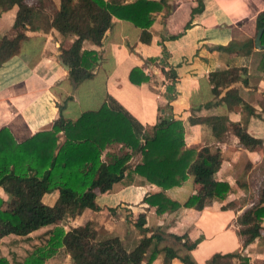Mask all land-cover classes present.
I'll return each instance as SVG.
<instances>
[{"label": "crops", "instance_id": "crops-1", "mask_svg": "<svg viewBox=\"0 0 264 264\" xmlns=\"http://www.w3.org/2000/svg\"><path fill=\"white\" fill-rule=\"evenodd\" d=\"M58 3L59 0H18L10 8L0 10V37H11L15 33L12 22L18 9L31 8L34 12L24 23L25 37L19 41L17 52L0 63V127H8L16 140H22L37 130L48 129L52 119L58 116L57 104L63 103L64 99L60 111L64 117L76 118L82 111L96 109L106 102L120 106L140 130L149 129L163 116H173L181 120L185 147L197 149L209 145L219 149L220 164L214 178L226 181L229 186L222 199L206 195L201 209L179 206L156 213L154 206H148L143 197L160 190L158 185L147 181L114 182L110 190L99 192L117 190L116 194L120 195L114 202H95L97 209L85 208L68 221L76 225L92 220L97 228L99 215L105 209L108 217L105 224L109 222L105 225L107 233L117 234L124 241L123 225L124 232L136 228L127 219L142 214L143 226L150 230L156 228L164 237L157 247L171 245L178 254L188 253L197 264L208 260L213 252L240 251L242 236L237 233L235 217L257 200L264 181V66L261 63L264 45L260 43V37V47L253 42L258 29L256 18L264 11V0H165L160 9L151 12L148 41L139 39L141 28L138 25L112 16L99 45L88 37L82 38L80 49L93 50L96 60L91 65L92 75L74 84L59 57V49L67 47L76 35H62L49 23ZM223 46H229V49ZM134 66L148 78L132 82L128 74ZM229 66H244L246 69L245 74L240 73L245 76V82L237 80L229 86H237L242 100L252 107L245 130L259 138V144L245 145L238 141L236 127L246 116L242 104L229 109L223 101L215 102L226 87L214 96L208 73ZM106 67L110 70L107 71ZM96 72H100L102 86L96 104L77 105L73 111L70 104L78 100V89L91 96L95 87L86 88L81 83L91 80ZM214 114L223 115L225 119L224 128L219 133H214L204 122L189 120L190 117ZM113 145L119 146L116 143L108 145L102 156L105 151H112L110 147ZM124 149L128 151V148ZM139 159L140 155L133 153L129 161L133 165ZM187 182L190 189L179 195ZM162 192L182 203L190 194L207 193V186L194 182L188 175L180 184L162 189ZM5 197L0 186V198L4 203L9 202L10 197ZM55 197L56 190L52 189L43 194L42 200L51 204ZM118 216L119 227H112ZM60 222L40 226L25 235L8 233L0 236V256H5L10 264H20L34 246L45 242L49 229ZM170 233H185L190 240L199 235L202 238L194 247L186 249L176 242L169 243V238L173 240ZM34 234L40 236L39 239ZM262 241L264 243V234L246 245L256 248ZM249 254L251 262L262 264L264 252L251 251ZM65 255L71 262L70 256ZM59 257L60 254L50 257L45 264H53L50 261L60 264ZM161 258L162 252L150 264H161ZM171 264L183 263L174 257Z\"/></svg>", "mask_w": 264, "mask_h": 264}, {"label": "trees", "instance_id": "trees-1", "mask_svg": "<svg viewBox=\"0 0 264 264\" xmlns=\"http://www.w3.org/2000/svg\"><path fill=\"white\" fill-rule=\"evenodd\" d=\"M17 1L0 0V10L10 8ZM164 1L59 0L49 23L62 35H76L67 47L59 49V57L68 66L67 74L72 82L89 78L91 65L96 60L93 50L80 49L84 36L99 45L115 16L138 25L141 28L139 39L148 41L151 12L160 9ZM33 13L31 8L17 10L12 22L15 33L11 37H0V63L17 52L19 41L25 37L24 23ZM256 21L257 27H262L260 43L264 45V11L258 13ZM223 48L229 49V46ZM261 63L264 66V56ZM245 72L244 66L216 69L208 73V81L214 96L226 87L215 102L223 101L229 109L242 104L246 110V116L236 127L238 141L245 145L259 144L260 139L245 130L252 107L242 100L237 86H229L237 80L245 82V76H240ZM128 76L136 83L148 78L135 66ZM64 101L57 104L58 116L52 119L48 129L37 130L22 140H16L8 127H0V186L10 195V201L6 203L0 198V236L8 233L25 235L46 224L71 220L85 208L97 209L95 195L110 190L114 182L147 181L158 185L160 190L143 197L148 206H154L156 213L179 206L201 209L206 195L214 199L226 195L228 183L214 178L220 164L219 149L209 145L197 149L185 147L180 119L163 116L149 129L140 130L118 105L103 102L96 109H87L76 118H68L60 112ZM189 120L208 124L214 133L224 128L225 121L223 115L215 114L190 117ZM112 143L118 144V149L105 151L102 156L103 150ZM133 153L139 154L140 159L132 165L129 160ZM188 175L194 182L206 184L207 193L190 194L180 203L162 192V189L180 184ZM52 189L56 190V197L51 204L45 203L42 196ZM263 217L264 181L257 200L235 217L242 247L264 234ZM133 224L141 235L130 242H124L117 234H100L92 220L66 229L54 225L45 242L34 246L20 264H45L46 259L62 251L70 256V264H150L160 252L161 264H171L174 257L183 264H197L188 253L178 254L171 245L157 247L164 237L156 228L150 230L143 226L142 214L136 215ZM170 236L186 249L194 247L202 238L199 235L190 240L185 233H170ZM234 258L235 264H254L247 254L229 251L213 252L202 264H234ZM0 264L10 262L0 256Z\"/></svg>", "mask_w": 264, "mask_h": 264}, {"label": "rangeland", "instance_id": "rangeland-1", "mask_svg": "<svg viewBox=\"0 0 264 264\" xmlns=\"http://www.w3.org/2000/svg\"><path fill=\"white\" fill-rule=\"evenodd\" d=\"M68 34H66V36H67ZM106 70L107 71H109L110 69L108 68V67H106ZM120 70V69H119ZM97 73V72H96ZM120 73H121V71H120ZM100 82H101V76H100V72H98L91 80H83L82 81V85H83V83H84V86H86V88H91V87H95V89L93 90V91H91L90 93H91V96L89 97L87 94H85V93H80L81 91H80V89H78L77 90V96L79 95V98H78V100L77 101H73L70 105H72V106H70V107H72V109L73 108H76V106L78 105V106H82V105H88V106H92V105H95L96 104V99L98 98V95L100 94V91H101V89H102V86L100 85ZM78 93H80V94H78ZM88 93V92H87ZM87 95V96H85V95ZM69 105V104H68ZM69 107V106H68ZM69 109L67 108L66 109V111L67 112H69L68 111ZM73 111H75L74 109H73ZM70 113H72V110H71V112ZM111 148V150L112 151H116L117 149H118V146H112V147H110ZM262 162H263V160H262ZM260 166H262V163H260ZM184 188L179 192L180 194L179 195H184V194H186V192H188V190L190 189L189 188V186H188V182L187 183H184ZM253 189H255V188H253ZM116 191L117 190H115V191H113V192H115V194H108V193H113V192H108V193H99V194H97L96 196H95V198H94V200H95V202H97V203H110V202H114V200L117 198V196L118 195H120L119 193H117L116 194ZM254 191V190H253ZM4 194L6 195V199H8L9 197H10V195H8L7 193H5L4 192ZM123 212H125L124 210H123ZM127 212H125V214H126ZM120 214H121V212H120ZM119 218V216L118 217H116L115 218V220H113V226L112 227H114V226H118L119 227V225H120V222H118V219ZM108 219V217H107V211L105 210V209H103V211L100 213V215H99V220L98 221H100L99 222V225L97 224V230H98V232L100 233V234H105V233H107V230L105 229V225H107L109 222H107V224H105V222H106V220ZM135 219H136V217H131L130 219H127V221H129V222H131L132 224L134 223V221H135ZM133 220V221H132ZM122 223H124L123 221H121ZM60 226H62L64 229L65 228H68V226H70V225H73V223H71L70 221H68V220H62L61 222H60V224H59ZM53 227V226H52ZM209 227V229L211 228V225L210 226H208ZM238 227V226H237ZM123 228H124V225H123ZM121 229L122 230V232H121V234L123 235V236H125L126 237V239L124 238V241H134V240H136L137 239V237L138 236H140L141 234H139L138 232H139V230H138V228H132L129 232H124V231H126V229ZM124 230V231H123ZM34 235H36V238H38L39 239V237L40 236H37V234H34ZM41 237H42V235H41ZM176 241L175 240H172L171 238H169V243H172V244H174ZM242 242V241H241ZM177 243V242H176ZM248 245V244H247ZM247 245H245L244 247H242L241 249H240V251H238V252H241V253H245V254H247L250 258H251V255L249 254V253H251V251L252 252H254V251H261V252H264V243H263V241L262 242H258L257 243V245H256V248H248V246ZM243 246V245H242ZM179 247V246H178ZM247 248H248V250H247ZM179 249H180V247H179ZM255 249V250H254ZM60 255H61V257H59V258H61V263L60 264H70V262H69V260H68V258L66 257V253H64L63 251L61 252V253H59ZM252 255H254V254H252ZM236 261V260H235ZM50 262H52L53 264H54V261H50Z\"/></svg>", "mask_w": 264, "mask_h": 264}, {"label": "water", "instance_id": "water-1", "mask_svg": "<svg viewBox=\"0 0 264 264\" xmlns=\"http://www.w3.org/2000/svg\"><path fill=\"white\" fill-rule=\"evenodd\" d=\"M262 32V27H258L256 33H255V36H254V39H253V42H254V45L256 47H260V43H259V37H260V34ZM63 63V62H62ZM63 65L65 66V68H67L68 66L66 64L63 63ZM74 84V82H72Z\"/></svg>", "mask_w": 264, "mask_h": 264}]
</instances>
